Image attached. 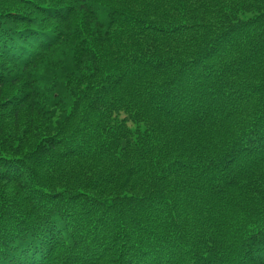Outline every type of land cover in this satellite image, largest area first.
<instances>
[{
	"label": "trees",
	"instance_id": "trees-1",
	"mask_svg": "<svg viewBox=\"0 0 264 264\" xmlns=\"http://www.w3.org/2000/svg\"><path fill=\"white\" fill-rule=\"evenodd\" d=\"M0 264H264V0H0Z\"/></svg>",
	"mask_w": 264,
	"mask_h": 264
}]
</instances>
